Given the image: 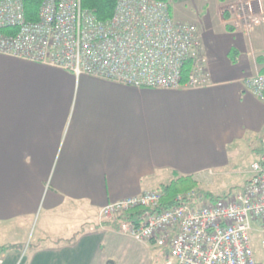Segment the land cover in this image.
<instances>
[{
  "label": "crops",
  "instance_id": "0c3cea01",
  "mask_svg": "<svg viewBox=\"0 0 264 264\" xmlns=\"http://www.w3.org/2000/svg\"><path fill=\"white\" fill-rule=\"evenodd\" d=\"M167 1L198 29L207 87L138 89L0 55V247L23 246L3 264H118L132 239L103 207L259 155L264 103L245 82L264 72V33L232 27L234 0Z\"/></svg>",
  "mask_w": 264,
  "mask_h": 264
},
{
  "label": "built area",
  "instance_id": "2783aa9c",
  "mask_svg": "<svg viewBox=\"0 0 264 264\" xmlns=\"http://www.w3.org/2000/svg\"><path fill=\"white\" fill-rule=\"evenodd\" d=\"M225 12L235 29L264 33L262 0H234ZM8 29L13 33L7 34ZM0 55L138 89L210 85L198 29L177 23L164 0H117L107 21L84 9L82 0H43L36 22L25 18L24 0H0ZM245 85L264 103V72ZM249 172L241 189L212 202L199 201L192 190L179 195L172 209L158 212L162 194L155 190L106 205L99 221L142 208V220L120 222L119 233L166 248L173 264H264V134Z\"/></svg>",
  "mask_w": 264,
  "mask_h": 264
},
{
  "label": "trees",
  "instance_id": "16d2710c",
  "mask_svg": "<svg viewBox=\"0 0 264 264\" xmlns=\"http://www.w3.org/2000/svg\"><path fill=\"white\" fill-rule=\"evenodd\" d=\"M116 1L117 0H82V7L84 9L94 11V13L96 14L99 20L107 21L112 17L114 13ZM42 2L43 0H24V14H25V18L28 21L36 22L38 20V12ZM5 32L7 34L13 33V31L9 29L5 30ZM237 56H238L237 52L232 50V52L230 53L231 61L235 63ZM189 69H190V65L188 63L185 64L182 70V81H181L182 84H184L187 81ZM192 190H194L197 193V198L199 201L206 200L212 202L217 200L218 198H222L225 196V195L220 197L213 196L211 193L202 190L199 186V183L190 177H175L171 179L167 185H164L160 188L162 198L158 212H163L172 209L174 206L178 204L176 199L179 195L186 194ZM229 194H231V192H229ZM144 213H145L144 209L138 208L135 209L134 211L125 213L124 215H122L121 217H119L117 220L114 221L115 223H117L119 229V224L122 221H132L135 223H139L142 220ZM22 248L23 246L20 244L5 245L0 247V254L6 253L13 249H22Z\"/></svg>",
  "mask_w": 264,
  "mask_h": 264
},
{
  "label": "rangeland",
  "instance_id": "374dc122",
  "mask_svg": "<svg viewBox=\"0 0 264 264\" xmlns=\"http://www.w3.org/2000/svg\"><path fill=\"white\" fill-rule=\"evenodd\" d=\"M253 139L255 140V138ZM253 143L256 144V142ZM258 157L259 155L256 152H250L248 147L241 149V153L237 155L235 162L225 164L222 169L206 171L201 177L202 180L198 182L200 188L215 197L239 190L249 178L250 166L258 160ZM259 240L260 237L255 238L254 246L256 256L258 260H261ZM131 241L130 245L127 246L129 247V255L124 257L123 260L121 259L118 264H169L170 259H167L166 248L149 246L133 239Z\"/></svg>",
  "mask_w": 264,
  "mask_h": 264
}]
</instances>
